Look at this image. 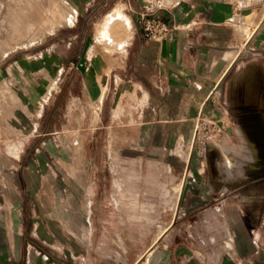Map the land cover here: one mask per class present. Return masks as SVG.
<instances>
[{
	"label": "rangeland",
	"instance_id": "374dc122",
	"mask_svg": "<svg viewBox=\"0 0 264 264\" xmlns=\"http://www.w3.org/2000/svg\"><path fill=\"white\" fill-rule=\"evenodd\" d=\"M117 7L133 13L121 0H97L75 20L66 0H0V160L15 142H30L21 159L12 155V170L23 172L24 228H0V264H264V162H247L243 145L226 138V124L204 114L189 141L163 150L153 132L140 133L148 100L119 77L124 50L101 41L104 18ZM234 8L244 16L239 40L259 22L264 30V0H236ZM134 27L123 35L126 47ZM252 47L264 64V37ZM95 60L109 87L99 120L81 117L75 134L69 113H87L100 89ZM27 62L36 68L23 71ZM129 118L135 153L128 134H116ZM208 122L224 127L220 138ZM188 156L207 161L209 178L191 175L192 191L181 196ZM14 210L0 200L4 224Z\"/></svg>",
	"mask_w": 264,
	"mask_h": 264
},
{
	"label": "crops",
	"instance_id": "0c3cea01",
	"mask_svg": "<svg viewBox=\"0 0 264 264\" xmlns=\"http://www.w3.org/2000/svg\"><path fill=\"white\" fill-rule=\"evenodd\" d=\"M66 1L75 9L76 20L97 0ZM121 1L133 13L128 16L117 7L106 15L101 29V41L110 51L120 48L124 50L119 77L136 86L148 100L144 113L147 120L140 125V133L153 132L155 147L163 150L181 139L189 141L194 132L195 119L204 114L226 124V138L237 140L243 145L247 152V162H264L261 151L264 149V64L255 58V48L252 47L259 45L264 37V30H258L261 23L249 29V33H245L246 38L241 41L237 31L243 30L239 25L242 24L239 18L244 16L235 17L236 0H166L165 19L170 26L177 23L179 27L172 28L166 40H148L144 38L138 24L146 0ZM244 1L246 4L250 3V0ZM117 9L127 24L119 21L110 28H105L107 17ZM132 23L135 26L133 37L126 47L127 37L123 39V35L130 31ZM93 64L99 74L100 89L91 93L92 102L87 113H69V122L76 125L75 134H78V127L83 124L81 117L87 118L89 114L92 122L99 120V109L109 87V73H100L102 62L95 60ZM23 65V71H31L37 66L30 65V62ZM48 92L51 94V90ZM42 112L43 105L38 115H42ZM127 127L116 134H128L127 138L133 143L131 151L134 152L136 135L134 136L135 124L132 118H129ZM111 133L115 134L114 131ZM3 142L4 138H0V143ZM29 143L22 140L15 142L8 147L10 152L6 150L0 160V200L13 204L15 208L14 217H9L8 222L4 224L0 219V228H8L9 222H12V228H24L23 172L12 170V155L16 153L21 159ZM50 147L53 148V145ZM215 149L218 153L217 160L220 161L222 152L220 148ZM64 157L68 158V155L65 154ZM200 159L188 156L183 162L186 170L179 178L182 184L179 195L184 196L192 191L189 188L191 175L192 181L205 182L209 178L205 167L207 161ZM122 162L124 161L119 154L117 164H123ZM236 162L238 163L236 159L230 161L231 164ZM190 166L191 169L187 170ZM30 173V178L34 181V167L30 169ZM126 177L124 173L118 179ZM58 183L63 191L62 184L60 181ZM33 185L34 182L32 187ZM51 186L55 191L53 184ZM222 188L224 189L221 187L220 190Z\"/></svg>",
	"mask_w": 264,
	"mask_h": 264
},
{
	"label": "built area",
	"instance_id": "2783aa9c",
	"mask_svg": "<svg viewBox=\"0 0 264 264\" xmlns=\"http://www.w3.org/2000/svg\"><path fill=\"white\" fill-rule=\"evenodd\" d=\"M144 11L140 14L138 24L143 31L144 38L148 40H158L163 41L169 37V33L172 28H178L179 24L175 23L170 26L165 19V6L161 5L160 2H155L153 0H146ZM210 122H208L209 124ZM209 125H214L215 136L221 137L222 129L224 127H218L216 124L210 123ZM205 128V127H204ZM199 128L196 131L197 137L201 136Z\"/></svg>",
	"mask_w": 264,
	"mask_h": 264
},
{
	"label": "bare ground",
	"instance_id": "6f19581e",
	"mask_svg": "<svg viewBox=\"0 0 264 264\" xmlns=\"http://www.w3.org/2000/svg\"><path fill=\"white\" fill-rule=\"evenodd\" d=\"M64 3V2H63ZM58 4V3H57ZM59 5H57V6H54V7H58ZM54 9V8H53ZM56 10V9H55ZM48 12V11H47ZM73 12V11H72ZM75 12V11H74ZM49 13V12H48ZM55 13V12H54ZM53 13V14H54ZM56 13H60L59 11L58 12H56ZM111 17L107 20V24H106V26L107 25H109V24H111V25H114V24H116L117 22H119L122 18V14L120 13V11L117 9V10H115V12H114V14H112V15H110ZM53 18V17H52ZM58 19H59V16H58ZM64 19V18H63ZM47 21V20H46ZM73 21V20H72ZM48 23V22H47ZM125 23V22H124ZM121 26V25H120ZM106 28H108V27H106ZM115 29V28H114ZM240 29V28H239ZM114 39V38H113ZM114 43V42H113ZM113 45V44H112ZM102 79L103 80H105L103 77H102ZM101 82V81H100ZM104 83H105V81H103ZM103 85V84H102ZM105 87V86H104ZM51 209V208H50ZM80 212V211H79ZM79 212H77V213H79ZM76 213V212H75ZM79 215H80V213H79ZM82 219V218H81ZM63 222V221H62ZM65 222V221H64Z\"/></svg>",
	"mask_w": 264,
	"mask_h": 264
}]
</instances>
